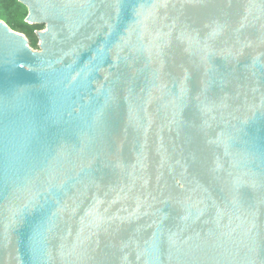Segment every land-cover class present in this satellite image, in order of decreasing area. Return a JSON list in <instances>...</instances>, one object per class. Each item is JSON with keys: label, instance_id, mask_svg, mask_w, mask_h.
Masks as SVG:
<instances>
[{"label": "water", "instance_id": "95a60500", "mask_svg": "<svg viewBox=\"0 0 264 264\" xmlns=\"http://www.w3.org/2000/svg\"><path fill=\"white\" fill-rule=\"evenodd\" d=\"M17 2L0 264H264V0Z\"/></svg>", "mask_w": 264, "mask_h": 264}, {"label": "trees", "instance_id": "16d2710c", "mask_svg": "<svg viewBox=\"0 0 264 264\" xmlns=\"http://www.w3.org/2000/svg\"><path fill=\"white\" fill-rule=\"evenodd\" d=\"M7 8L9 10V13H1L2 8ZM12 14H16L19 16L20 19H26L24 18L26 14H28L26 8H24L17 0H0V19L2 21H5L6 24L11 29H19V26L15 24L13 20L10 19V16ZM14 29V30H15ZM23 29V28H22ZM41 28L37 26H32L28 24H24V30L23 34L26 35V38L29 40H37L38 36L36 35V32L39 31ZM30 44L33 45L30 41Z\"/></svg>", "mask_w": 264, "mask_h": 264}, {"label": "rangeland", "instance_id": "374dc122", "mask_svg": "<svg viewBox=\"0 0 264 264\" xmlns=\"http://www.w3.org/2000/svg\"><path fill=\"white\" fill-rule=\"evenodd\" d=\"M1 13H9V10H8L7 8L4 7V8H2ZM27 15H28V14H26L24 18H26ZM10 19L13 20L17 26H19V29H18V28H16V29L14 28L15 30H14V29H13V30L16 31L17 33L21 34V35H24L22 30H24V24H26V20H27V18H26V19H20L18 15H16V14H15V15L12 14V15L10 16ZM4 22H5V21H4ZM5 23H6V22H5ZM22 28H23V29H22ZM39 31H43V29L41 28ZM37 32H38V31H37ZM24 36L26 37V35H24ZM29 41H31V43L33 44V45H31V47H32L34 50H38L39 40L37 39V40L35 41V40H30V39H29Z\"/></svg>", "mask_w": 264, "mask_h": 264}]
</instances>
